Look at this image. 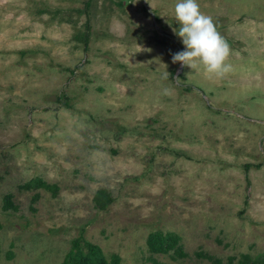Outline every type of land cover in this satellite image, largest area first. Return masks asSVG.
Instances as JSON below:
<instances>
[{
	"label": "rangeland",
	"instance_id": "374dc122",
	"mask_svg": "<svg viewBox=\"0 0 264 264\" xmlns=\"http://www.w3.org/2000/svg\"><path fill=\"white\" fill-rule=\"evenodd\" d=\"M178 2L0 0V264H264V0H197L212 78L172 62Z\"/></svg>",
	"mask_w": 264,
	"mask_h": 264
},
{
	"label": "clouds",
	"instance_id": "9594fccd",
	"mask_svg": "<svg viewBox=\"0 0 264 264\" xmlns=\"http://www.w3.org/2000/svg\"><path fill=\"white\" fill-rule=\"evenodd\" d=\"M174 29L182 40L184 51L172 54V62L193 68L197 62L209 77H220L230 71L226 63L230 46L217 31L211 17L201 13L197 0H181L175 5Z\"/></svg>",
	"mask_w": 264,
	"mask_h": 264
},
{
	"label": "trees",
	"instance_id": "16d2710c",
	"mask_svg": "<svg viewBox=\"0 0 264 264\" xmlns=\"http://www.w3.org/2000/svg\"><path fill=\"white\" fill-rule=\"evenodd\" d=\"M40 187H46L48 189H57L55 186L45 185L41 181L36 182ZM28 186V188H30ZM179 239L169 235L165 236L163 234H156L150 237L148 241L149 250L153 254H161L167 253L170 250L174 249L175 252L180 256H185L182 247H178ZM216 263H220V261H216ZM63 264H122V261L119 257L114 256L110 259L106 258L103 255V252L99 247L89 246L88 251H83L79 244H75L71 251L68 253L67 257ZM229 264H236L234 260H230ZM238 264H250V257L244 256L243 260H241ZM251 264H263L253 262Z\"/></svg>",
	"mask_w": 264,
	"mask_h": 264
}]
</instances>
